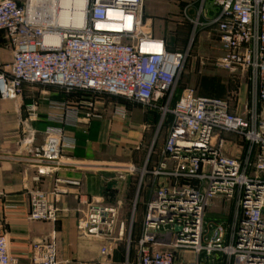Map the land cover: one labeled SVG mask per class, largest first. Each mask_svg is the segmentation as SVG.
Returning <instances> with one entry per match:
<instances>
[{
	"label": "built area",
	"instance_id": "obj_1",
	"mask_svg": "<svg viewBox=\"0 0 264 264\" xmlns=\"http://www.w3.org/2000/svg\"><path fill=\"white\" fill-rule=\"evenodd\" d=\"M144 1L57 0L55 24L33 12L31 0H0V32L13 54L10 63L0 61V98L17 99L25 86L77 96L49 100L47 121L55 126L47 129L41 146H35L38 132L31 126L40 115V103L34 100L26 106L27 117L20 121V143L30 154L26 160L37 167L35 179L71 167L114 168L120 179L137 176V193L150 192L137 241L139 264H264V0H181L179 18L191 26L182 48L171 47L154 33ZM76 5L84 8L78 20L71 12ZM62 17L68 19L61 25ZM201 30L216 39L220 55H201L200 60L245 78L249 102L243 112H234L231 100L198 95L192 86L173 104ZM106 96L159 110L161 122L173 116L160 163L152 169L148 159L153 144L142 167L77 163L64 154L75 148L67 129L86 133L97 116V100ZM117 113L124 117L126 106ZM69 193L59 186L53 191L56 199ZM74 197L82 213L78 229L83 236L112 243L127 238L130 246L133 217L128 236L124 221L116 232L121 202L83 199L80 192ZM29 199V220H57L59 208L46 193L31 190ZM216 199L232 207L228 231L223 224L207 223L209 204ZM100 253L102 264H111L107 244ZM31 258L34 264H57L55 244H35ZM0 264H15L3 234Z\"/></svg>",
	"mask_w": 264,
	"mask_h": 264
},
{
	"label": "crops",
	"instance_id": "obj_2",
	"mask_svg": "<svg viewBox=\"0 0 264 264\" xmlns=\"http://www.w3.org/2000/svg\"><path fill=\"white\" fill-rule=\"evenodd\" d=\"M150 17L153 18L154 23V17ZM201 41L211 45L212 42H216V39L211 38L209 30H201L196 44ZM12 58L13 54L8 41L4 33L0 32V61L8 64ZM217 79L219 81L218 77ZM186 86L188 85L178 86L173 104L179 99ZM214 88H211L212 91L204 90V92H201L199 87L196 89L198 95L202 97L223 98L214 92ZM72 99L56 88L39 86H25L22 96L17 99L3 100L0 98V234L8 238L10 254L15 264H34L31 258L33 247L42 242L55 244L57 264H102L104 258L100 251L104 244L110 247L111 264H139L137 241L142 233L150 192L143 190L137 193V176L129 175L120 179L119 172L114 168L71 167L35 179L38 176L37 167L26 160L30 154L20 143L22 139L20 121L27 117L26 106L34 100L40 103V115L37 121L31 123V126L38 132L34 144L41 146L45 143L47 129L55 126L47 121V114L50 110L49 100ZM248 100V86L245 83L232 103L233 111L243 112ZM96 105L97 116L90 122L86 133L82 129H67V134L75 139V148L64 151L67 157L77 163L87 162L101 166L135 164L142 167L153 144L148 167L152 169L160 163V152L173 123L172 115H167L161 122L159 110L145 109L141 105L129 104L116 98L98 99ZM123 106L127 109L124 117L117 113V108ZM66 181H76L80 185H69ZM57 186L68 188L72 193L61 195L56 199L53 191ZM31 190L46 193L49 201L58 206L56 221L28 219L29 191ZM75 192H80L83 199L95 198L110 204L121 202L122 209L116 232L119 230L120 223L124 221L127 224L128 236L129 224L133 217L130 246L127 245V238L112 243L103 238L83 236L78 229V221L82 213L79 201L74 197ZM216 201L217 210L224 209L228 217L211 220L207 212V223L208 225L223 224L225 230L228 231L232 220V207L219 199ZM126 206L129 207L127 211L123 209ZM208 233L212 234L209 226ZM187 257L193 256L187 254Z\"/></svg>",
	"mask_w": 264,
	"mask_h": 264
},
{
	"label": "rangeland",
	"instance_id": "obj_3",
	"mask_svg": "<svg viewBox=\"0 0 264 264\" xmlns=\"http://www.w3.org/2000/svg\"><path fill=\"white\" fill-rule=\"evenodd\" d=\"M181 0H145V14L154 17L153 31L157 36L167 39L169 45L173 48H182L186 45L190 34V27L182 22L179 18ZM182 2V1H181ZM170 3V4H169ZM146 4V5H145ZM172 5V6H171ZM172 13V14H170ZM168 16L164 19V17ZM212 53V54H211ZM218 57L220 55V48L218 42H212L211 45L197 43L194 48L193 58L188 62L186 72L180 82V85L192 86L200 88L201 92L204 90L212 91L217 95L222 96L221 100H231L234 102L245 84V78L238 74H231L224 70L218 69L212 63L203 62L200 56ZM209 57V58H211ZM219 78V81L217 79ZM199 81V84H198ZM38 87V86H37ZM225 136V135H224ZM231 142L237 146H241L242 142L235 136H229ZM231 153L230 149H228ZM216 200L212 201L208 207V217L212 219H223L228 217L226 212L221 209L217 210ZM126 211L128 206L123 207Z\"/></svg>",
	"mask_w": 264,
	"mask_h": 264
},
{
	"label": "bare ground",
	"instance_id": "obj_4",
	"mask_svg": "<svg viewBox=\"0 0 264 264\" xmlns=\"http://www.w3.org/2000/svg\"><path fill=\"white\" fill-rule=\"evenodd\" d=\"M32 2V11L35 13H40L42 19L45 22L58 23V18L56 15L57 9V0H31ZM71 12L73 13L76 20L83 15L84 8L81 5H76L71 7ZM64 15V13H63ZM68 19V18H67ZM66 20L62 17L59 19V22L62 24L66 23Z\"/></svg>",
	"mask_w": 264,
	"mask_h": 264
},
{
	"label": "trees",
	"instance_id": "obj_5",
	"mask_svg": "<svg viewBox=\"0 0 264 264\" xmlns=\"http://www.w3.org/2000/svg\"><path fill=\"white\" fill-rule=\"evenodd\" d=\"M187 24V23H186ZM189 27H190V31H191V26L189 25V24H187ZM70 97H72L73 99H76V94H71V95H69ZM105 98H116V99H120V100H123V101H125L124 99H121V98H118V97H111V96H106ZM72 99V100H73ZM217 99H221V98H217Z\"/></svg>",
	"mask_w": 264,
	"mask_h": 264
}]
</instances>
